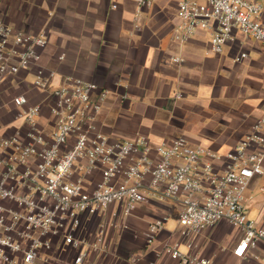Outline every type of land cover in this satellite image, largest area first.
<instances>
[{
  "label": "built area",
  "instance_id": "obj_1",
  "mask_svg": "<svg viewBox=\"0 0 264 264\" xmlns=\"http://www.w3.org/2000/svg\"><path fill=\"white\" fill-rule=\"evenodd\" d=\"M128 1L137 6L138 27L155 0ZM263 12L255 0H179L170 41L185 46L207 33L210 52L220 55L241 32L264 46ZM48 41L45 30L30 35L0 21V86L34 70L33 89L50 97L45 124L43 103L32 104L24 94L14 97L21 125L0 135V264H104L111 254L108 230L127 229L124 221L152 200L177 205L183 241L159 246L169 217L156 219L146 233L154 259L145 263L137 256L130 264H161L165 258L218 264L195 252L194 241L223 222L239 231L234 255L261 260L256 251L264 245V224L249 219L247 203L251 182L264 176V109L225 155L191 146L183 137L115 140L99 124L110 90L74 76L50 90L57 74L40 66ZM247 58L241 53L235 62ZM84 218L100 219L91 237L81 235ZM67 251L69 263L58 256Z\"/></svg>",
  "mask_w": 264,
  "mask_h": 264
},
{
  "label": "crops",
  "instance_id": "obj_2",
  "mask_svg": "<svg viewBox=\"0 0 264 264\" xmlns=\"http://www.w3.org/2000/svg\"><path fill=\"white\" fill-rule=\"evenodd\" d=\"M255 1L264 8V0ZM178 2L155 0L136 27L137 6L128 0L117 1L116 9L113 0H0V21L30 35L48 33L40 66L57 74L50 90L67 76L110 90L99 123L110 138L127 141L146 136L159 143L183 137L191 146L225 155L249 133L264 109V46L241 32L235 33L220 55L210 52L207 33L196 35L185 46L171 43ZM241 53L248 58L235 62ZM62 55L65 58L60 60ZM175 57L184 62L174 63ZM33 79L31 70L0 86V135L8 136L20 127L16 113L11 120L6 109H15L12 100L21 94L32 104H44L43 123L47 122L50 97L33 89ZM178 93L181 98L176 97ZM259 180L250 184L247 207L261 211L258 223L263 225L264 185H257ZM169 202L152 200L124 221L127 229H109L111 254L103 263L124 264L121 256L127 247L135 253L133 258L150 263L154 255L146 246L148 226L165 216L169 220L158 245L183 241L178 212L175 225L169 227L175 215ZM93 219H83L84 231ZM115 232L118 235L113 237ZM239 235L228 223H220L195 239L194 251L218 264H264V245L256 251L259 261L234 255ZM181 248L187 251L184 245ZM161 264L178 263L165 258Z\"/></svg>",
  "mask_w": 264,
  "mask_h": 264
},
{
  "label": "rangeland",
  "instance_id": "obj_3",
  "mask_svg": "<svg viewBox=\"0 0 264 264\" xmlns=\"http://www.w3.org/2000/svg\"><path fill=\"white\" fill-rule=\"evenodd\" d=\"M6 111L10 113L9 115H10V118L12 120L13 119V116H15L14 114L16 113L15 112L16 110L14 108H12L11 106H9V107H7ZM259 178H261V180H259ZM254 180L255 181L256 180H259L257 185H264V177H256V178H254ZM169 203H171L172 207H174V214H175L174 217H173V219L170 221L169 227L171 228V227H173L175 225L173 223V221L176 218V214L178 212V207H177L176 204H174L172 202H169ZM248 215H249V219L250 220H253V221L257 222V224H258L259 217L261 216V211L258 208H252V209L251 208H248ZM99 221H100L99 218H95L93 220H90L88 222L86 228H85V231L82 229L81 235H83L85 237H91L93 235V233L96 231ZM89 234H91V236H89ZM116 235H118V233L115 232L112 236L115 237ZM130 251H131V248L130 247H127V252H124L123 255L121 256V258H122L121 260L124 261V264H130V262H131V260H132V258L134 256V254H135V253H131ZM58 256L65 263H69L70 260H71L72 254L67 251V252H62Z\"/></svg>",
  "mask_w": 264,
  "mask_h": 264
}]
</instances>
